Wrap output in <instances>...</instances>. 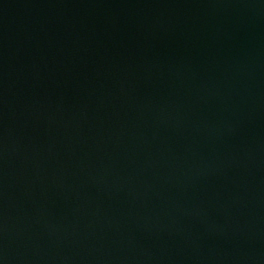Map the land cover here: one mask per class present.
Returning <instances> with one entry per match:
<instances>
[{"label":"water","instance_id":"water-1","mask_svg":"<svg viewBox=\"0 0 264 264\" xmlns=\"http://www.w3.org/2000/svg\"><path fill=\"white\" fill-rule=\"evenodd\" d=\"M0 264H264V0H0Z\"/></svg>","mask_w":264,"mask_h":264}]
</instances>
